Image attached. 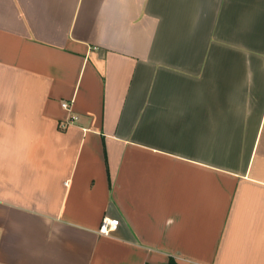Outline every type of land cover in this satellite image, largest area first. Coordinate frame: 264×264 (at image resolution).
<instances>
[{
	"label": "crops",
	"instance_id": "obj_1",
	"mask_svg": "<svg viewBox=\"0 0 264 264\" xmlns=\"http://www.w3.org/2000/svg\"><path fill=\"white\" fill-rule=\"evenodd\" d=\"M172 259L264 264V0H0V264Z\"/></svg>",
	"mask_w": 264,
	"mask_h": 264
},
{
	"label": "built area",
	"instance_id": "obj_2",
	"mask_svg": "<svg viewBox=\"0 0 264 264\" xmlns=\"http://www.w3.org/2000/svg\"><path fill=\"white\" fill-rule=\"evenodd\" d=\"M62 106L66 110H71L70 103H63ZM73 119H76V117H73ZM119 224L120 221L118 219H105L100 226L99 232L101 235L110 236L113 232L117 231Z\"/></svg>",
	"mask_w": 264,
	"mask_h": 264
},
{
	"label": "trees",
	"instance_id": "obj_3",
	"mask_svg": "<svg viewBox=\"0 0 264 264\" xmlns=\"http://www.w3.org/2000/svg\"><path fill=\"white\" fill-rule=\"evenodd\" d=\"M169 264H178V263H176L175 260L172 259Z\"/></svg>",
	"mask_w": 264,
	"mask_h": 264
}]
</instances>
